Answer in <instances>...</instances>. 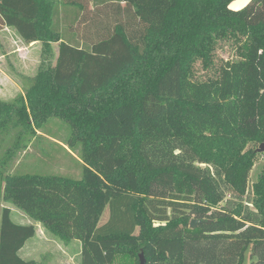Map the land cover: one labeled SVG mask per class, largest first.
<instances>
[{
  "label": "trees",
  "instance_id": "trees-1",
  "mask_svg": "<svg viewBox=\"0 0 264 264\" xmlns=\"http://www.w3.org/2000/svg\"><path fill=\"white\" fill-rule=\"evenodd\" d=\"M94 1L125 2L127 18L90 43L63 17L83 10L78 0H0V29L42 43L24 93L0 98V264H41L20 256L36 225L15 222L3 199L80 240V264H139L141 252L146 264H264V168L251 178L264 142V0ZM218 49L232 55L218 61ZM53 117L71 128L82 176L23 169ZM193 218L210 222L193 229Z\"/></svg>",
  "mask_w": 264,
  "mask_h": 264
},
{
  "label": "rangeland",
  "instance_id": "rangeland-1",
  "mask_svg": "<svg viewBox=\"0 0 264 264\" xmlns=\"http://www.w3.org/2000/svg\"><path fill=\"white\" fill-rule=\"evenodd\" d=\"M86 7L82 14L78 30L85 41L90 43L96 41L98 35L104 32L105 26L113 29L118 21L123 23L127 16H122L117 9V4L108 2L106 4H92L94 0H78ZM130 23L128 29H132ZM77 30V29H75ZM14 35V34H13ZM11 31H0V98L10 100L24 90L29 84V78L35 76L37 61L33 57V47L30 49L20 46L21 43L13 36ZM56 46V45H55ZM22 50V51H21ZM231 51L218 49L217 59L231 56ZM197 75L205 76L206 72L197 64ZM45 136L37 137L34 147L30 151L26 161L23 162V169L28 172L40 174H61L68 176H82V164L78 158V152H73L65 145L71 136L70 126L63 120L53 117L46 125ZM258 148V146H257ZM33 151V152H32ZM25 151H19L13 160L12 168H19ZM264 168V152H259L256 164L251 172L254 180ZM72 174V175H69ZM3 206L12 209V218L20 224H34L37 233L30 238L25 247L20 251V256L26 260H36L41 264H80L82 243L74 239L64 242L55 236L40 223L29 217L22 209L10 201L3 199ZM108 216L106 208L102 221ZM127 259L118 256L113 264H125Z\"/></svg>",
  "mask_w": 264,
  "mask_h": 264
},
{
  "label": "crops",
  "instance_id": "crops-1",
  "mask_svg": "<svg viewBox=\"0 0 264 264\" xmlns=\"http://www.w3.org/2000/svg\"><path fill=\"white\" fill-rule=\"evenodd\" d=\"M250 0H235L234 2L231 3V5L233 3H236L237 2V6L236 7H230L231 8H234V9H239V8H242L244 7ZM243 2V3H242ZM241 4L240 7H238L239 5ZM92 4H95V2ZM125 5L126 3L125 2H121L120 3V6H117L118 10L120 11V13L122 14V16H125L126 15V12H125ZM86 10V7L83 8V10H77V9H73V8H68L67 9V12L66 14L63 16L64 17V20L66 19H70L71 22H73V25L76 27L80 24L81 22V16L83 14V12ZM73 12V13H71ZM0 31H11L12 35L14 34L15 37L17 38V40L21 43L20 46H23V47H27V48H31L33 47V57L34 59L37 61V68L39 66V63H40V59H41V54H42V43L40 41H35V42H32V43H27L26 41H24V39L20 36V34L17 32V30L13 27H4L2 29H0ZM13 35V36H14ZM83 40V39H82ZM56 45V46H55ZM53 47H54V51H55V54L56 56L58 55V50H59V43L58 42H55L53 44ZM22 51V50H21ZM38 70V69H37ZM37 73V72H36ZM2 99V98H1ZM3 100H6V99H3ZM11 100V99H10ZM25 247V246H24ZM23 247V248H24ZM22 248V249H23ZM21 249V250H22ZM20 250V251H21ZM251 261V260H250ZM250 261L248 263H250Z\"/></svg>",
  "mask_w": 264,
  "mask_h": 264
},
{
  "label": "water",
  "instance_id": "water-1",
  "mask_svg": "<svg viewBox=\"0 0 264 264\" xmlns=\"http://www.w3.org/2000/svg\"><path fill=\"white\" fill-rule=\"evenodd\" d=\"M257 151L258 152H264V142H262L260 144V146L257 148ZM210 221L209 220H201V219H196V218H193L190 222V227L195 229L197 226H199L200 224H203V223H209ZM139 258H140V262L139 264H146L147 263V260L145 258V255H144V252H141L139 254Z\"/></svg>",
  "mask_w": 264,
  "mask_h": 264
},
{
  "label": "bare ground",
  "instance_id": "bare-ground-1",
  "mask_svg": "<svg viewBox=\"0 0 264 264\" xmlns=\"http://www.w3.org/2000/svg\"><path fill=\"white\" fill-rule=\"evenodd\" d=\"M242 3H243V2H242ZM242 3H240V5H239L238 7H240ZM236 6H237V2H236V3H233V4L231 5V7H236Z\"/></svg>",
  "mask_w": 264,
  "mask_h": 264
}]
</instances>
